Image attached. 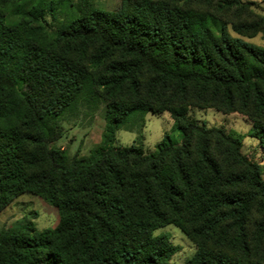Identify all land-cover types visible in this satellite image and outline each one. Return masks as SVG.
Instances as JSON below:
<instances>
[{
	"label": "trees",
	"instance_id": "trees-1",
	"mask_svg": "<svg viewBox=\"0 0 264 264\" xmlns=\"http://www.w3.org/2000/svg\"><path fill=\"white\" fill-rule=\"evenodd\" d=\"M6 1L30 6L15 22ZM66 1L0 0V212L30 193L60 217L42 232L2 230L0 264H171L177 247L154 235L169 225L197 244L191 264H264L260 165L239 137L188 116L192 107L239 113L264 152V49L226 28L241 0H121L116 11L80 0L50 33L46 17L57 20ZM263 27L232 23L241 36ZM101 100L107 130L169 113L181 143L165 135L152 155L131 146L69 159L53 146L61 122Z\"/></svg>",
	"mask_w": 264,
	"mask_h": 264
},
{
	"label": "rangeland",
	"instance_id": "rangeland-1",
	"mask_svg": "<svg viewBox=\"0 0 264 264\" xmlns=\"http://www.w3.org/2000/svg\"><path fill=\"white\" fill-rule=\"evenodd\" d=\"M243 9L234 12L226 25L229 35L234 39L258 48L264 49V33L252 36L237 34L232 23H262L264 20V0H241ZM96 9L104 11H116L121 0H92ZM66 6L60 10L57 20L51 16L46 17L47 29L50 33L63 27L76 15V8L80 0H67ZM29 2L12 3L5 2V13L13 21L20 20L22 11L28 9ZM264 29V27H263ZM22 92H28L26 85L19 87ZM106 103L101 100L96 105L80 106L76 114L67 115L61 125L63 137L53 144L69 158H92L98 153L108 151L111 148H127L131 146L142 147L145 155L156 152L165 135H168L175 145L181 143V132L178 125L172 120L169 113H148L143 122H129L115 133L106 129ZM190 118L196 119L199 124L207 128H217L226 134L239 137L242 141V154L250 161L260 165L264 180V152L256 138V126L239 113L222 114L214 109L190 108ZM262 216L254 213L247 227L248 237L253 244H258L257 224ZM60 222L57 208L50 205L43 198L30 193L23 194L13 200L0 212V232L5 229L32 225L39 232L54 229ZM166 234L170 237L172 245L177 247V253L172 257L171 264H191L192 258L198 251V246L190 240L179 228L169 225L157 230L154 235ZM213 243L209 244L212 248ZM263 248V246H261ZM226 249V248H225ZM260 249V247L258 248ZM227 250V249H226ZM227 252V251H226ZM264 253L257 255L259 261L263 260Z\"/></svg>",
	"mask_w": 264,
	"mask_h": 264
}]
</instances>
